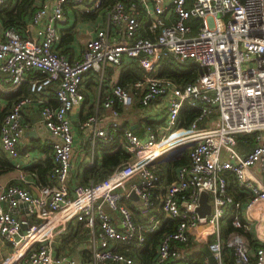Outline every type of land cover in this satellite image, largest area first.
Segmentation results:
<instances>
[{
    "label": "built area",
    "instance_id": "1",
    "mask_svg": "<svg viewBox=\"0 0 264 264\" xmlns=\"http://www.w3.org/2000/svg\"><path fill=\"white\" fill-rule=\"evenodd\" d=\"M103 3L41 2L30 20L34 37H24L13 26L0 33V80L15 89L31 75L28 87L38 96L18 98L3 115L2 151L15 160L14 168L23 171L17 161L25 129L21 118L32 98L39 104L42 126L57 140L52 144L49 173L54 185L31 181L37 184L36 195L16 184L0 185V243L10 247L0 264H138L128 251L141 248L146 236L159 231L166 219L177 220L176 226L159 234L154 264L185 261L194 237L206 243L216 264H222L225 248L236 264H264V0H193L190 6L186 0H152L154 16L148 12V28L153 38L137 35L141 21L118 0L108 8V23L124 41H116L108 29H98L84 40L80 56L68 59L57 48L61 39L57 24L64 17V7L81 6L85 14H92ZM167 9L174 16L171 24L160 18ZM192 19L199 21L197 26L190 24ZM124 56H142L147 73L133 83L141 88V107L165 97L163 131L140 138L125 129L130 159L102 180L70 188L74 135L69 113L84 99L80 87L84 75L89 71L102 75L106 66L119 65ZM166 58L192 61L194 81L178 85L169 77L155 75ZM51 87L53 103L41 97ZM115 101L128 108L132 97L114 85L104 106L111 108ZM184 104L198 112L187 125H180ZM112 113L117 116L115 109ZM95 122L96 117L89 116L81 123L82 128L92 129V145L113 143L114 131L94 129ZM185 153L187 163L174 169L171 181L162 183L157 166ZM230 178L240 195L246 196L244 209L241 200L229 193ZM18 179L25 181V173L20 172ZM130 192L139 201L137 216L125 203ZM202 192L207 194L209 212L199 216L196 209ZM110 213L117 216L120 228ZM227 217L231 230L223 237L221 224ZM254 219L259 245L252 250L249 223ZM70 223L86 230L83 255L88 260L82 263L58 250L59 236Z\"/></svg>",
    "mask_w": 264,
    "mask_h": 264
},
{
    "label": "crops",
    "instance_id": "2",
    "mask_svg": "<svg viewBox=\"0 0 264 264\" xmlns=\"http://www.w3.org/2000/svg\"><path fill=\"white\" fill-rule=\"evenodd\" d=\"M52 1L53 0H37V4H40L41 2L51 3ZM123 1L127 5V10L130 16L136 17L142 23V27L137 32V35L149 36V38H153L154 36L148 28L149 22L151 21L150 16H154L152 14V0H145V2H142L140 0ZM192 1L193 0H191V2L188 1L186 5L190 2V4L187 5L190 6L192 4ZM130 3H134V7H131ZM108 8L109 7L103 5L97 12H94L92 14H85L81 6L76 7L66 5L64 7V17L57 24V28L61 36L62 33L64 34L66 30L73 28V36L69 41L64 43L61 42L60 39L59 45L57 46L58 50L70 60L77 59L81 54L82 44L84 40L93 37L98 29H108L109 32H111V34L115 36L116 41L123 42L124 36L122 34H116L115 27L109 25L108 23ZM148 12H151L150 16L148 15ZM86 15L88 17H84ZM160 18L162 19L164 24H171L174 20V16L169 9H167V11H165V13L160 16ZM190 24H192V22H190ZM3 28L4 27L0 20V33ZM17 31L24 37H34L35 35V28L30 25V21L25 25L23 29H17ZM141 60L142 56H140L139 58H129L127 56H124L119 65L106 66L102 75L94 71H89L84 75L82 84L80 86L84 99L82 103H80V105L73 108V110L69 113L71 130L74 135L70 176L68 180V185L70 188L75 184L87 185L91 182H95V180H92L91 178L85 180L82 174L85 168L96 167L100 165L102 157L101 149L103 146H111L118 139V137H120L122 139L123 147H125L124 149H126L127 152L130 151V149L126 147L123 138V131L125 129H129L140 138H146L149 132L157 134V136L162 133L166 119L165 97H157L147 106L141 107V105L139 104L141 88L133 87V83L140 80L141 78H138L130 83H125L124 85L118 83L121 70L123 68L122 64H126L131 61L140 63V67L143 69L144 78L147 72L145 67L141 64ZM159 65L160 63L158 64V67ZM157 69L155 71V75L157 73ZM27 78H31V75H28L26 77V80L15 89L12 88L9 83L0 80V90L6 93L15 91L18 92L22 88H25L24 90L26 91V94L23 95L29 97H38L31 94L28 87ZM114 85H120L131 95V106H129L128 108H123L117 101L114 102L111 108H106L104 106V101L111 94ZM23 95H21L19 98L25 97ZM41 97H44L49 102L53 103L55 100L54 88L51 87L46 89ZM35 99L32 98V101L22 111L21 119L23 124L25 125V129L19 139V159L17 161L20 163V169H22L23 171H19V169L14 168L13 164L15 163V160L8 157L2 151V149L0 151L8 162V165H5L0 169V185L16 184L26 189L33 195L38 194L36 183L43 185L55 184V182L51 178H49L51 169L46 173V177L44 178V180H41L39 174L37 173L36 165L45 161L47 158L52 161V144L53 142L57 141L42 126L39 115V104L36 102L37 99ZM14 101L15 100H4L0 98V106L6 107L5 111H7ZM112 109H115L117 111V116L113 115ZM89 116L96 117V122L93 125L94 129L114 131L115 140L113 143L109 145H103L100 142H96L95 145H92V129L89 130L88 128L81 127V123ZM113 124H116V127L114 129L112 128ZM32 131H35V133L29 135V133ZM25 133L27 134L25 135ZM129 153L131 157L132 153ZM20 172L25 173V181H21L20 179H18ZM173 176L174 172L173 175L171 174V177L168 181L172 180ZM27 181L29 183H27ZM31 181L36 183H30ZM243 196L239 195V200H241V203L243 204L242 209H244V203L246 200V196ZM125 203L132 209L134 215L137 216L136 212L139 205L138 199L125 200ZM110 215L112 216L113 222L115 223L117 228H120L117 216L112 213H110ZM164 221L165 220L161 222L159 229H161ZM255 222L256 219L249 223L252 227V230L249 234V240L251 239L253 241L251 243L252 250H254V248L259 245L258 240L256 239L257 235L254 225ZM225 224L226 219L222 222L221 229L225 227ZM70 232L73 235L72 238L67 237ZM228 233L229 232H227L226 235ZM85 235L86 230L84 229V227L79 226V228L77 229L76 223H70L67 226L66 231L59 236L58 250L64 251V253L69 255V257H71L72 259L76 260L79 263H82L84 261L83 259L85 258L83 254L87 246ZM192 239H195L196 243L191 246L188 245L189 247L186 248V260H180L179 264H188V257L193 250L194 252L202 254L205 264H209L207 261V257L200 251V249L206 243H204L203 240H201L199 237H194ZM9 248L10 247L6 243H0V259L3 260L9 255L7 254V252L9 253V251H7ZM3 256L4 258H2ZM222 258V264H236L231 253H228L227 250H223ZM85 259L88 260V258Z\"/></svg>",
    "mask_w": 264,
    "mask_h": 264
},
{
    "label": "trees",
    "instance_id": "3",
    "mask_svg": "<svg viewBox=\"0 0 264 264\" xmlns=\"http://www.w3.org/2000/svg\"><path fill=\"white\" fill-rule=\"evenodd\" d=\"M118 0H104L103 5L106 7H110L111 4ZM191 0H186V3ZM189 2V4H190ZM187 4V5H189ZM39 4H37V0H5L2 4H0V20L3 27L13 26L16 29H23L25 25L31 20L32 15L38 8ZM84 17H88L87 15ZM192 25L195 27L198 25V20L192 19ZM73 36V28H70L62 33L61 42L69 41ZM148 37L149 36H142ZM123 68L121 70L119 84L124 85L125 83L133 82L136 79L143 78V69L140 67V63L136 61H131L126 64H122ZM157 76L160 77H169L171 78L176 84L184 85L186 83L194 81L196 77V69L195 65L192 61H185L182 63H178L170 58L164 59L160 62V65L157 69ZM25 88H22L18 92H3L0 90V98L4 100H17L21 95L26 94ZM25 96V95H23ZM6 107L0 106V125L2 121V117L5 114ZM197 110L193 107H190L187 104H184L179 113V122L180 125H187L192 119H194L197 115ZM246 138L250 140V136H239L238 139ZM122 144V139L118 137V139L111 145V146H103L101 149V163L96 167H87L85 168L82 176L83 178L99 181L105 178L117 165L125 162L130 157V151L127 152L124 149ZM1 151V148H0ZM187 163V156L186 153L181 155L176 160H171L164 165L157 166V173L161 176V182L167 183L173 175V170L183 164ZM8 165V162L2 152H0V169L3 166ZM52 161L50 159H46L45 161L41 162L40 164L36 165L37 173L39 174L41 180L46 177V173L52 168ZM97 179V180H96ZM163 180V181H162ZM171 181V180H170ZM164 184H161L163 186ZM162 187H160V192ZM229 193L233 196L234 199H239L240 189L237 188L236 184L233 182V179L230 178L229 180ZM159 195V193H157ZM155 213H159L156 211ZM177 220L173 219H166L162 224V227L159 231L148 234L145 238L144 244L141 248H134L133 251L129 250L128 253L134 256L135 261L138 264H154L153 257H154V250L155 245L157 244L159 234L163 231H172L176 226ZM77 224V229L81 224ZM231 230V225L229 218H226L225 227L222 229V236L225 237L226 233ZM68 238H72L73 235L71 232L67 235ZM253 241L250 239V243ZM196 243L195 239L189 241V246ZM256 245V244H255ZM254 245V246H255ZM188 246V247H189ZM258 246V245H257ZM226 249V248H225ZM224 251L230 252L228 249ZM10 248L7 250L9 251ZM8 254V252H7ZM4 258V256L2 257ZM188 264H205L204 257L202 254L198 252L191 251L188 257Z\"/></svg>",
    "mask_w": 264,
    "mask_h": 264
},
{
    "label": "water",
    "instance_id": "4",
    "mask_svg": "<svg viewBox=\"0 0 264 264\" xmlns=\"http://www.w3.org/2000/svg\"><path fill=\"white\" fill-rule=\"evenodd\" d=\"M35 133V131H32L29 133V135ZM27 133H25L26 135ZM129 199H138L137 196L134 194V192L129 193ZM196 212L199 216H204L209 212V204L207 203V194L205 192H202L200 195V205L196 209ZM26 227L23 225V228ZM200 251L207 257V261L209 264H216L215 259L213 258L211 252L208 250L207 245L204 244V246L200 249Z\"/></svg>",
    "mask_w": 264,
    "mask_h": 264
},
{
    "label": "rangeland",
    "instance_id": "5",
    "mask_svg": "<svg viewBox=\"0 0 264 264\" xmlns=\"http://www.w3.org/2000/svg\"><path fill=\"white\" fill-rule=\"evenodd\" d=\"M9 253H10V250H9ZM9 253H8V254H9ZM1 261H2V259H0V262H1Z\"/></svg>",
    "mask_w": 264,
    "mask_h": 264
}]
</instances>
